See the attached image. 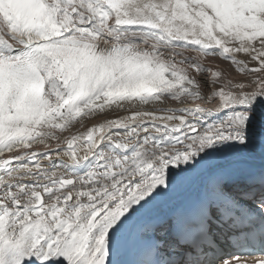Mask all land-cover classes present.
Here are the masks:
<instances>
[{
	"label": "snow or ice",
	"instance_id": "6c2138e0",
	"mask_svg": "<svg viewBox=\"0 0 264 264\" xmlns=\"http://www.w3.org/2000/svg\"><path fill=\"white\" fill-rule=\"evenodd\" d=\"M0 264H264V0H0Z\"/></svg>",
	"mask_w": 264,
	"mask_h": 264
}]
</instances>
